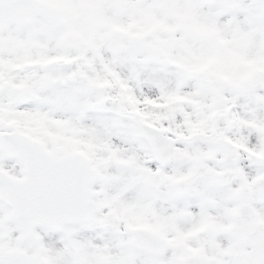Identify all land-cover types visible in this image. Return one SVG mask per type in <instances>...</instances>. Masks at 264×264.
<instances>
[{
    "label": "snow or ice",
    "instance_id": "6c2138e0",
    "mask_svg": "<svg viewBox=\"0 0 264 264\" xmlns=\"http://www.w3.org/2000/svg\"><path fill=\"white\" fill-rule=\"evenodd\" d=\"M0 264H264V0H0Z\"/></svg>",
    "mask_w": 264,
    "mask_h": 264
}]
</instances>
